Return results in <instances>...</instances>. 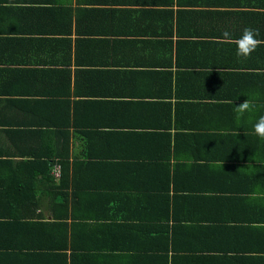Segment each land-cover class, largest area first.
<instances>
[{"label":"crops","instance_id":"1","mask_svg":"<svg viewBox=\"0 0 264 264\" xmlns=\"http://www.w3.org/2000/svg\"><path fill=\"white\" fill-rule=\"evenodd\" d=\"M245 27L264 40V0H0L2 173L62 213L40 156L63 130L81 185L51 250L0 232V264H264V44L221 39Z\"/></svg>","mask_w":264,"mask_h":264},{"label":"trees","instance_id":"2","mask_svg":"<svg viewBox=\"0 0 264 264\" xmlns=\"http://www.w3.org/2000/svg\"><path fill=\"white\" fill-rule=\"evenodd\" d=\"M45 131L50 130H43V132ZM61 136L62 138H66L67 140L64 144H62V140H60L59 144L61 145L59 146L60 148H58L55 138H60ZM47 139L51 141L52 145H48L50 146L48 147V152L42 153V156H40L41 159H45V163L44 165H42V169L44 173L48 174L46 178L47 180H51L54 190L59 191L58 193L61 195V201H59V203L63 206V212L56 216L53 215L52 220L50 221L43 220V218L45 217H42L41 214H36L35 216H33L30 212L36 209L39 199L35 193V184L33 185L34 189L27 187L29 177L24 176L22 165H18L16 168L21 171V173H16L14 176H8L6 175V173H2V166H8L7 162L12 163V159L10 160L8 156L5 155L2 158L0 157V202L5 205L8 203H13L16 206L14 211L10 213H2L0 211V232H4L6 235H12L16 240V242L14 243L10 242L4 244L8 246L6 248L14 249L15 247H17V249H20L22 246H26V248H28V246L25 245V242L22 241V233L25 230L29 234L30 242L32 243L35 241V245H32L31 248H46L51 250L52 247L50 246L49 242H45V238H47L48 240H55L54 230H56V224H62L64 226V230L66 229L65 219L69 214H66L65 212L69 207L70 202L68 198L69 192L67 189L70 188V186L76 187L81 185H77L76 182L71 183V167L69 165L70 163L68 162L71 154L70 146L68 143L69 135L66 134L64 136L63 130H59L58 132L52 131L47 135ZM21 154H24V156L28 155V153L25 152H22ZM31 154H34V152H32ZM35 157L37 156H34V159ZM53 164L60 165V175L58 177V180H55V178L51 174ZM2 177L3 179H1ZM31 180L36 181L33 180V178H31ZM8 184H10L11 186L7 187ZM91 188L93 191H98V189H105V186L92 184ZM25 202L26 207H24ZM98 216L103 217L102 215ZM99 217H96V219ZM39 230H41L42 232L40 235L38 234ZM44 234H46V236ZM40 241L42 243H40ZM63 246H66V242H64L62 247Z\"/></svg>","mask_w":264,"mask_h":264},{"label":"clouds","instance_id":"3","mask_svg":"<svg viewBox=\"0 0 264 264\" xmlns=\"http://www.w3.org/2000/svg\"><path fill=\"white\" fill-rule=\"evenodd\" d=\"M259 35L260 33L258 29L245 27L239 37L234 38L232 33L225 30L221 39L228 42L234 40L237 56L246 59L250 57L261 44H264V40L258 39ZM256 108L257 104L253 100L246 98L241 103L236 105L234 109L236 119L239 120L245 112H250ZM254 132L260 139H264V116H260L256 121L254 125Z\"/></svg>","mask_w":264,"mask_h":264},{"label":"built area","instance_id":"4","mask_svg":"<svg viewBox=\"0 0 264 264\" xmlns=\"http://www.w3.org/2000/svg\"><path fill=\"white\" fill-rule=\"evenodd\" d=\"M52 174L55 177H59V175H60V165L59 164H54L53 165Z\"/></svg>","mask_w":264,"mask_h":264}]
</instances>
